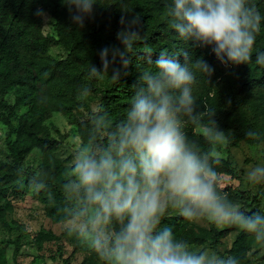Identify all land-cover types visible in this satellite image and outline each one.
I'll return each instance as SVG.
<instances>
[{
  "label": "clouds",
  "instance_id": "9594fccd",
  "mask_svg": "<svg viewBox=\"0 0 264 264\" xmlns=\"http://www.w3.org/2000/svg\"><path fill=\"white\" fill-rule=\"evenodd\" d=\"M98 3L61 0L80 30L94 19ZM34 15L52 19L42 8ZM164 15L188 47L176 55L162 51L155 60L148 55L155 71L140 72L123 119L113 122L103 105L88 114L89 139L76 149L61 185L64 228L104 264H239L235 256L193 249L162 221L175 211L189 222L235 227L264 246V214L242 210L220 188L215 166L222 157L215 149L228 137L217 111L202 109L193 90L198 73L210 83L215 71L203 55L193 59L194 49L211 48L226 67L248 64L264 17L255 0H170ZM119 22L118 44L99 50L101 66L91 63L89 80L109 76L119 83L128 74L123 70L143 36L142 24L138 14ZM255 63L264 66V51L255 54ZM90 93L81 89L84 97ZM188 126L199 129L207 149L189 138ZM245 135L259 139L260 133ZM247 179L264 184V166L252 168ZM29 184L52 200L46 177L32 175Z\"/></svg>",
  "mask_w": 264,
  "mask_h": 264
},
{
  "label": "trees",
  "instance_id": "16d2710c",
  "mask_svg": "<svg viewBox=\"0 0 264 264\" xmlns=\"http://www.w3.org/2000/svg\"><path fill=\"white\" fill-rule=\"evenodd\" d=\"M168 2L170 0H99L94 6V19L86 20V27L80 30L72 23L61 0H0V113H4L0 114V119L8 127L7 150L5 157L0 158V199L4 200L0 205V220L4 224L7 223V211H13L15 207L14 201L22 199L28 192L44 203V213L52 222H63V214L59 211L64 200L61 185L68 168L66 159L56 154L62 138L51 135L45 121L56 111L69 116V122L76 125L84 144L89 139L86 121L94 110L93 100L97 106H104L113 122L123 119L134 93L132 85L137 82L140 72L155 71V66L146 62L148 55L155 60L162 51L176 55L180 49L188 47L169 27L164 15V6ZM255 2L264 17V0ZM38 8L53 18V34L45 33L43 18L34 15ZM137 14L143 36L134 46L131 64L123 70L128 74L122 75L119 83L109 76L89 80L87 74L91 63L101 66L99 50L118 44L116 33L122 27L121 16L131 18ZM52 44L62 46L66 50L65 56L53 55L50 52ZM260 51H264V20L248 64L226 67L217 60L211 48L194 49L193 59L203 55L215 69L210 83L204 74H197L194 95L202 109L217 111L216 118L228 137L227 148L236 147L242 141L264 146V66L255 63V54ZM85 86L91 89L87 97L81 94ZM21 107L25 110L18 113ZM249 130L260 133L259 139L247 137L245 134ZM186 132L202 149L208 148L196 127L188 126ZM35 148L41 153L40 165L37 171L27 170L22 167V160ZM221 157L222 163L215 166L219 176L237 177L231 160ZM20 169H23L22 173ZM35 174L46 177L52 200L45 191L36 192L31 188L29 179ZM10 195L14 200L8 198ZM259 202L258 194H255L250 204L241 209L249 214L253 211L264 214L256 208ZM162 226L171 227L178 239L186 240L190 245L209 243L220 255L219 245L233 229L212 224L195 225L175 211H169ZM62 238L75 244L73 253L80 246H86L66 229L56 234L43 228L36 243L42 248L44 241ZM19 239V236L15 238V252L19 249ZM250 239L251 235L239 230L227 250L228 256L237 257L239 264H254L253 256L258 250H251ZM64 260L68 264L69 258ZM92 263L104 264L103 261ZM0 264H6L1 249Z\"/></svg>",
  "mask_w": 264,
  "mask_h": 264
},
{
  "label": "rangeland",
  "instance_id": "374dc122",
  "mask_svg": "<svg viewBox=\"0 0 264 264\" xmlns=\"http://www.w3.org/2000/svg\"><path fill=\"white\" fill-rule=\"evenodd\" d=\"M49 17L51 15L46 12ZM52 18V17H51ZM44 32L53 34L52 19H44ZM50 52L57 57H64L66 50L56 44H52ZM92 108L97 107V102H91ZM24 107L18 109V113L23 112ZM1 115L4 113H0ZM0 115V116H1ZM70 117L56 111L46 119L45 123L49 128L51 135L62 138V145L56 154L66 159L67 168L72 165L73 155L81 145L82 141L77 133L76 125L69 122ZM199 132V129L196 128ZM8 132L7 125L0 119V158L5 157L6 152V133ZM221 156L228 157L235 167L237 177L233 178L229 175H220V186L222 191L229 195L235 203L240 207L245 204H250L253 196L258 194L260 198L256 208L264 212V186L251 184L247 179L248 172L256 166H264L263 155L264 146L262 144L250 145L245 142H240L238 146L227 148L226 143L215 149ZM41 162V153L35 148L22 160V167L27 170L37 171ZM8 198L14 200V196ZM4 200L0 199V205ZM15 207L13 211H7L6 224L0 220V249L5 257L6 264H65V258H69L68 264H93L92 262L100 263V258L93 256L92 250L87 246L80 248L73 253L75 244L62 238L61 240L44 241L43 247L38 248L36 237L41 229H50L56 234H61L64 231L63 222H52L44 213V203L32 193L28 192L20 200L14 201ZM177 214H179L177 212ZM195 225L208 226V222L200 221L193 222ZM226 227V226H225ZM220 228V227H219ZM239 229L233 227L231 232L222 239V244L219 245V250L223 256H228L227 250L234 240ZM19 236V249L15 252V238ZM252 251L258 250L253 256L254 264H264L262 255L264 246L257 245L253 237L250 239ZM195 250H205L215 252L209 243L204 245H191ZM92 258V259H91ZM97 264V263H95Z\"/></svg>",
  "mask_w": 264,
  "mask_h": 264
}]
</instances>
